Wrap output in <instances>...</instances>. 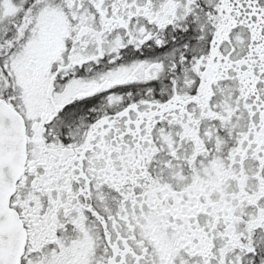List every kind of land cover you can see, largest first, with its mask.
<instances>
[{
  "label": "snow or ice",
  "instance_id": "obj_1",
  "mask_svg": "<svg viewBox=\"0 0 264 264\" xmlns=\"http://www.w3.org/2000/svg\"><path fill=\"white\" fill-rule=\"evenodd\" d=\"M0 264H264V0H0Z\"/></svg>",
  "mask_w": 264,
  "mask_h": 264
}]
</instances>
